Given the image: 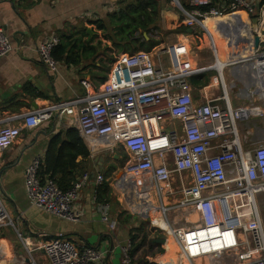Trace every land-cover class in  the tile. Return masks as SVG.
I'll return each instance as SVG.
<instances>
[{
	"label": "built area",
	"instance_id": "built-area-1",
	"mask_svg": "<svg viewBox=\"0 0 264 264\" xmlns=\"http://www.w3.org/2000/svg\"><path fill=\"white\" fill-rule=\"evenodd\" d=\"M178 1L182 7L175 0L173 3L185 25L198 34L207 33L213 53L217 52L216 45L203 26L206 20L236 16L240 8L254 13L248 0H188L190 10ZM158 35L155 30L149 37ZM59 44L60 39L53 37L38 48L42 62L52 71L57 70L53 52ZM235 48L233 42L231 50ZM14 50L0 26V59ZM166 52L170 67L141 50L119 56L109 79L98 89L83 80L86 94L78 110V129L86 138L109 139L111 148L122 146L131 156L127 169L141 175L138 192L154 193L159 203L156 211L168 225V236L172 235L186 264H264V226L258 203L264 193V138L244 143L239 131L240 122L256 118L257 109L259 117L264 115V109L256 105L234 107L225 94L197 102L190 84L197 70L187 67L191 62L189 44L178 43ZM246 61L256 66L264 106V53ZM61 105L58 103L54 110H61ZM49 109L53 110L37 109L26 115L25 127L33 130L50 119L54 110ZM3 122L0 119V151L10 148L21 134V129ZM40 167V158H36L25 171L31 204L54 217L79 222L81 214L75 209V201L89 173L64 191L54 179L42 183ZM144 171L148 172L146 176ZM96 181L101 184L105 178L100 174ZM101 209L102 221L115 230L109 208ZM176 211L190 222L187 226L174 227L171 215ZM7 225L16 229L30 260L28 264H37L33 257L36 251L43 254L46 264L104 262L103 252L92 246L80 247L63 235L32 244L17 229L0 199V227ZM132 244L129 240L122 248L124 263L140 264L132 255Z\"/></svg>",
	"mask_w": 264,
	"mask_h": 264
},
{
	"label": "crops",
	"instance_id": "crops-1",
	"mask_svg": "<svg viewBox=\"0 0 264 264\" xmlns=\"http://www.w3.org/2000/svg\"><path fill=\"white\" fill-rule=\"evenodd\" d=\"M135 1L0 0V26L3 27L15 47L10 55L0 59V119L4 120V124L21 129L17 141L7 150L0 151V199L10 219L13 220L12 216L16 214L17 221L25 229V235L22 234L23 237L27 238L32 244L49 241L63 235L65 238L76 242L80 247L92 246L103 252V264H125L122 248L129 240L132 241L131 236H138L136 241H132L133 246L143 235L138 231L143 222L149 221L154 224L155 221L162 220L159 211H157L159 217L156 218H153L151 213V210L154 207L156 209L159 205L154 193L138 192L142 187L141 175L128 171L127 168L132 159L127 151L122 146L111 148L109 139L86 138L80 133L77 126L78 110L82 103V97L86 94L81 82L86 80L90 83L92 89H98L109 79L116 59L123 54H127L122 52L123 50L119 46H114L111 42L113 40L105 37L107 35L114 39L117 28L115 15L125 6ZM159 1L162 4L160 31H158L159 35L157 37H151L156 45L148 51L146 48L142 50L151 53L156 57V60L170 67V55L166 52L167 49H172L178 43H187L190 46L191 56L194 45L192 41L199 42L200 45H197L196 49L208 48L212 52V56L206 63L202 58H199V62L196 61V63L190 59L194 64L193 68L197 70L196 75L192 77L201 76L202 81L208 79L207 84L203 86H195L190 82L192 95L197 102H202L206 98L221 97L224 94L230 99L232 93L229 91L232 89L242 92V95L240 94L241 98L246 97L250 100L253 96H257V100L261 99L260 79H258L256 66L254 65L253 68L247 66L250 62L246 61L248 51H245L250 43L239 42L236 45V51L233 49L234 51L231 50L230 53L227 52L226 48L225 56L220 48L224 47L218 45L215 40H219L211 34L217 50L216 53H213L211 38L207 33L198 34L195 29L187 27L179 9L173 7L174 3L172 5L169 0ZM184 1L186 5L189 3L188 0ZM248 1L252 3L254 13L264 12L263 0ZM235 18L233 24H235L237 31L241 32L243 24L237 16L231 18V20ZM221 23H223V26ZM99 24H103L107 30L98 28ZM216 26L219 33L226 37L225 40L228 46L232 45L234 37L231 33L227 34L228 25L220 22ZM180 28H183L184 32H179L178 29ZM189 29H193V33H190ZM260 29H264V22L261 24ZM88 30L92 33H88ZM173 33L177 34V39L164 44L162 40L164 35ZM53 37H58L60 43L64 41L70 43L69 49L72 50L76 60L63 59L59 61L56 71L50 70L42 62L38 52L39 46ZM151 38L148 36L146 40L149 41ZM241 39H244V37ZM100 42H102V45L93 56H90L88 52L82 53L83 47L88 48V45L98 47ZM115 42L119 43V41ZM105 47L109 48L106 53H104ZM109 52H112L111 54H114V57L109 55ZM109 58H113L114 61H109ZM217 61L223 64L222 70L216 66ZM187 67L189 66L187 65ZM234 71L239 75V77L235 75L238 80L245 83L246 89L245 87L242 89L236 88L235 82L237 80L233 76ZM228 72L229 76L227 78L226 73ZM229 77H232V79ZM222 83H224V87ZM250 86L255 87V91L245 94ZM254 102L255 100L251 102L250 106L256 105V102L255 104ZM58 103L62 104V108L56 111L54 108L57 107ZM259 103L262 104V107H257L264 109L263 101L260 100ZM48 108L54 110L50 119L33 130L25 127L23 119L26 115L37 109ZM259 115L260 111L256 113L257 117ZM259 118H264V115ZM254 119L253 117L240 122L239 131L246 143L249 142V139L256 137L255 135L260 129ZM175 126L178 127L179 123H175ZM72 129L79 131V137L89 151L90 156L85 158L79 155L76 160H72L71 153L65 151L66 154L62 155L61 159L63 166L57 169L73 172L74 183H77L84 174L89 173L90 175L89 180L78 191V197L75 201V209L81 214V220L77 223L54 217L34 207L25 187V171L31 162L36 158H40L41 166L44 167L52 140L56 136H61L63 141L70 143L68 133ZM119 151H122L124 155H118L117 152ZM103 155H106L105 161L103 167H99L95 159ZM59 156L60 154L56 153L52 160ZM115 166L121 167L126 172V179L129 183L133 180L137 182V187L130 186L128 190L129 207L132 209L135 204L144 205L143 210L140 212L148 213L150 215L148 219L136 215L126 207L122 195L126 188L120 189L117 186L116 179L113 181V177H116ZM100 174L105 178V181L101 184L96 181V176ZM48 179L47 177L46 180ZM60 179L62 180V176L55 177L57 181H60ZM69 179L71 177L67 176L63 181L65 185L64 183L61 184L69 186L67 183ZM133 190L139 193L137 201L132 195ZM262 195L264 193L259 196V200ZM102 206L109 208L110 219L116 223V228L113 231L110 230L106 222L102 221ZM7 207L13 212L8 211ZM178 212L180 211H176L172 215ZM190 219L195 220V217ZM155 228L166 232L163 228L156 226ZM17 229L19 230V228ZM144 231L149 233L147 226ZM150 232L152 233V230ZM3 235L0 234V253L3 254V256L0 255V259H4L1 264L26 263V259L29 258H24L16 253L18 249L14 247L13 238L9 239V237H3ZM168 239L172 246V252L165 257L164 264H184L181 257L177 255L178 250L174 240L170 236H168ZM163 248L166 251L165 247ZM11 252L14 253L8 256ZM133 256L137 260L136 253ZM33 257L37 264H46L41 252H34ZM146 260L149 262L154 261L151 257H146Z\"/></svg>",
	"mask_w": 264,
	"mask_h": 264
},
{
	"label": "trees",
	"instance_id": "trees-1",
	"mask_svg": "<svg viewBox=\"0 0 264 264\" xmlns=\"http://www.w3.org/2000/svg\"><path fill=\"white\" fill-rule=\"evenodd\" d=\"M180 1L187 10H190L189 7L185 4L184 0H180ZM262 5H264V0L262 2ZM161 9H162V4L159 0H136L134 3L128 4L115 15L116 17L115 25L117 28H116L114 39L108 37L107 35L105 38L109 40H113L111 41L113 45L119 46L120 48H122L123 50L122 52L124 53L134 54L138 51H141L143 48H146L148 51L150 48L156 45V42L153 41L151 37H150L151 39L147 41L146 37L143 36V34L147 33V35L149 36L155 30L160 31ZM207 9L208 7H203V10H207ZM236 16L243 24L241 26V32H238L234 26L235 24H233L236 18L231 20V18L236 17ZM236 16H233V17L231 16L228 18L225 17L223 19H216V20L210 19L209 20V24H210L209 30L211 34L213 35V37L215 39H218L219 41H225L226 37H224V35H221L219 33V30L217 29V26H216L217 23L224 22L228 25L227 31L232 34V37H234L232 43L236 42V45H238L239 42H243V40H241L242 37L249 38L252 41L254 38V35L251 32L249 33L251 22L250 20H248L250 17V12L246 11L243 8H240L236 11ZM98 28H100L101 30H107V28L103 24H99ZM178 31L184 32V29L180 28L178 29ZM139 35H141V39L138 38ZM115 41H119V43H116ZM229 44L231 43L229 42ZM101 45H102V42L98 44V47L89 46V45H88V48L83 47L82 53L84 54L88 52L90 53V56H93L94 54H96L97 49L101 47ZM231 46L232 45H230V47L227 48L228 53H230L231 51ZM69 47H70V43L68 42L66 43L64 41L60 43L59 46L56 47V49L53 52L54 59L58 62L62 61L63 59H66V60L71 59L72 61H76L74 59L75 56L72 50L69 49ZM220 48H221L222 54L226 56V47L224 48L220 47ZM108 49H109L108 47H105L104 53H106ZM247 51H248V47L245 52ZM109 61L113 62L114 59L109 58ZM201 79H202L201 76H194L190 78V82L191 84L195 86H199V85L203 86L207 84L208 82L207 78H206V81H202ZM78 133L79 131L76 129H72L69 131L68 135L70 137V141H71L70 143L63 141L61 136H56L52 140V143L48 151L46 164L44 165V167L41 166L39 170V176L42 175V177H40L42 183L46 181L47 177L49 179L55 180L56 176H62V180L60 179L61 182L59 180L58 181L55 180L58 186L64 191H68L73 187L74 173L70 171H66V170H63V171L58 170L57 168H60V166L61 167L63 166V164L61 163L62 155H65L67 151L71 153L72 160H76V158L79 155H82L85 158H88L90 156L89 151L83 144ZM56 153H59L60 156L52 160L53 156ZM67 176L71 177V179L67 181L69 186L68 185L63 186L62 185L63 183L65 185V182L63 181L65 180ZM144 225L145 224L143 222L141 228L138 230L141 233H143V235L141 236V239L133 245L132 255H134L140 249L141 245L145 241L146 234L144 233ZM131 237H132L131 239L133 242L138 239V236L136 235H133ZM168 241L169 239L167 240V243L164 244L166 252L161 256V262L163 264L165 263V257L168 256L172 252V246ZM139 263L140 264H158L155 262H149L147 260L144 261L143 263L141 262Z\"/></svg>",
	"mask_w": 264,
	"mask_h": 264
},
{
	"label": "rangeland",
	"instance_id": "rangeland-1",
	"mask_svg": "<svg viewBox=\"0 0 264 264\" xmlns=\"http://www.w3.org/2000/svg\"><path fill=\"white\" fill-rule=\"evenodd\" d=\"M172 5H173V0H169ZM175 6V4L173 5V7ZM176 7V6H175ZM183 16V15H182ZM254 17H260L261 18V23H260V28H261V24L264 22V16L262 17L261 15V12L260 13H252L250 14V17H249V20L250 22L252 21V19ZM262 30V36H264V29H260ZM177 39V34L173 33V34H170V35H164L163 37V43L166 44L168 43L169 41H175ZM161 40V41H162ZM216 43L218 45H221L223 47L226 46V48H229L230 46H228V44L226 43V40L225 41H217L215 40ZM192 43L194 44L193 45V48H192V52L195 56H197L196 58V61H198L199 58H202L204 60V63H206L208 60H210L209 58H211L212 56V52L208 49V48H203L202 50H198L196 49L197 48V45L199 46L200 43H195L194 41H192ZM209 44V43H208ZM206 45V44H204ZM262 47H264V44L261 45V50L258 52V53H264V49H262ZM114 52V51H113ZM153 52V51H152ZM112 52H109V55L113 56L114 57V54H111ZM127 54H131V53H127ZM108 55V56H109ZM110 57V56H109ZM199 62V61H198ZM228 62H230V60H228ZM189 67L193 68L194 67V64L191 62H188L187 64ZM229 76V72L226 73V77L228 78ZM239 77V76H238ZM232 79V77H229ZM236 88H239V89H242L245 87L246 89V86H245V83H243L241 80H238V78L236 77ZM228 82V81H227ZM252 91H255V87L253 86H250L248 87V90H247V93L245 91V94H248ZM231 94V101H232V104L234 107H239V106H250L251 105V102L253 100H255L256 102V106L258 107H262V104H258V102H260V100H257V96H253L250 100L246 97H240V94L242 95V92H238L236 91V89H232L231 91H229ZM254 102V104H255ZM254 121L256 122V125H258V127H260V129H258V133L256 136V139H263L264 138V118H259V117H256L254 119ZM246 123V122H245ZM244 123V124H245ZM243 124V125H244ZM118 155L120 156H123V152L122 151H119L117 152ZM125 157V156H124ZM116 167V174L119 172V171H122L123 169L121 167ZM117 168H120L117 170ZM114 176V175H113ZM115 180V176L113 177V181ZM118 186V185H117ZM119 187V186H118ZM122 189V188H120ZM122 193V192H121ZM123 195V198H124V201H125V204H126V207L128 208L129 211L131 212H134L130 207H129V203H128V199H126L125 197V194L122 193ZM121 197V195H119ZM153 196V195H152ZM122 198V197H121ZM259 210H260V214H261V218H262V222H263V226H264V195H262L260 197V200H259ZM8 211L10 212H13L9 207H7ZM151 213L153 215V218H156V217H159V215H157V211L155 209V207L151 210ZM182 213L178 212L174 215H172L171 217V220L175 223L174 227L175 228H178V227H182V226H187L188 223L183 220V214L181 216ZM15 216H12L13 218V222L15 223L16 227L19 228V230L22 232L23 235H25L24 231V227L21 223H19L17 221V218H16V214H14ZM194 220V219H192ZM162 221V220H160ZM160 221H155V223H158ZM144 228H146L147 226V231H149V233L145 232L144 233L146 234V237H145V241L143 242V244L141 245L140 249L136 252V258H137V261L138 262H141L143 263L144 261H146V257H151L153 258V260L156 262V263H160L161 262V256L166 252L164 250V245H160V244H157L155 242H153L155 239H158V238H168V234L166 232H164L163 230H157L154 226V224L151 222H144ZM152 230V233L150 232ZM0 234L1 236L3 235V237H9L10 238H13V241H14V247L17 248L18 250L16 251V253L21 256H23L24 258H27V255L25 253V251L23 250V246H22V243L17 235V231L16 229L12 226V225H7V226H1L0 227ZM164 250V252H162ZM14 252H11L8 254V256H11V254H13ZM1 256H3L2 252L0 253ZM177 255L180 256L177 252ZM0 264L2 262H4V259H0ZM181 260V259H180ZM153 261V262H154Z\"/></svg>",
	"mask_w": 264,
	"mask_h": 264
},
{
	"label": "water",
	"instance_id": "water-1",
	"mask_svg": "<svg viewBox=\"0 0 264 264\" xmlns=\"http://www.w3.org/2000/svg\"><path fill=\"white\" fill-rule=\"evenodd\" d=\"M175 2L178 4V6L179 7H182L181 5H180V2L178 1V0H175ZM260 23H261V18L260 17H254L253 19H252V21H251V27H250V29H249V33L251 32L253 35H254V38H253V40L251 41L249 38H244V39H241V40H243L245 43H250V45H249V47H248V56H250V57H252V55L254 56V55H256V54H258V52L260 51V49H261V45L263 44V39H262V34L260 35L259 34V29H260ZM221 25L223 26V23H221ZM189 32L190 33H193V29H189ZM88 33H92L90 30H88ZM227 34H229V32L227 31ZM144 35H145V37L146 38H148V35H147V33H144ZM235 45H236V42H235ZM190 59L192 60V61H194L195 63H196V56L192 53L191 54V56H190ZM245 65H247V64H245ZM247 66H250L251 68H253V66H254V64L253 63H249ZM238 77L239 75L237 74V73H235V71L233 72V76L235 77V79H236V76ZM53 110L52 109H49V112H52ZM244 143H246L245 142V140H244ZM105 157H106V155H103V156H100V157H96V159H95V161H96V163H97V165L99 166V167H103V164H104V161H105ZM98 172L100 171V170H97ZM144 176H146L147 174H148V172L147 171H144L143 173H142ZM125 176H126V172L124 171V170H122V171H119L117 174H116V177H115V179H116V181H117V185L120 187V188H123L122 186H125L126 185V183H125ZM137 182L135 181V180H133L130 184V186L131 187H135V186H137V184H136ZM125 192V191H124ZM125 194L127 195V196H125L126 197V199L127 198H129L130 199V197H129V195L125 192ZM128 199V200H129ZM134 213L136 214V215H140L141 217H143V218H146V219H148V217L150 216L148 213H146V212H140V211H137V212H135L134 211ZM154 225L156 226V227H160V228H163V229H165L166 230V232L169 234L170 233V229H169V227H168V225L165 223V222H162V221H160V222H158V223H154ZM166 238H158V239H155L153 242H155V243H157V244H160V245H164L165 243H166ZM26 263L28 264V263H30V260L29 259H26Z\"/></svg>",
	"mask_w": 264,
	"mask_h": 264
},
{
	"label": "bare ground",
	"instance_id": "bare-ground-1",
	"mask_svg": "<svg viewBox=\"0 0 264 264\" xmlns=\"http://www.w3.org/2000/svg\"><path fill=\"white\" fill-rule=\"evenodd\" d=\"M223 19V18H222ZM203 26H205L207 29H208V31H209V26H210V24H209V20H206L204 23H203ZM210 33V32H209ZM259 34L261 35V30L259 29ZM210 35H211V33H210ZM213 38V37H212ZM250 56H248V53H247V58H249ZM252 57H253V55H252ZM246 58V59H247ZM217 63V67H218V69H221L222 70V67H223V64L221 63V62H219V61H217L216 62ZM256 113H259V110H257L256 111ZM125 183H126V185L125 186H122L123 188H126V189H124L125 190V192L128 194V190L130 189V183L127 181V179H126V176H125ZM124 192V193H125ZM132 195H133V197L135 198V200L137 201L138 199H139V193L136 191V190H133V192H132ZM127 196V195H126ZM144 207V205H141V204H135L134 205V207L132 208V210L133 211H135V212H137V211H141V210H143L142 208ZM193 218V217H192ZM170 237L172 238V235H170ZM173 239V238H172ZM166 243H167V241H166ZM182 259V258H181ZM183 261V263L184 264H186L185 262H184V260H182ZM5 264H7V263H5Z\"/></svg>",
	"mask_w": 264,
	"mask_h": 264
},
{
	"label": "flooded vegetation",
	"instance_id": "flooded-vegetation-1",
	"mask_svg": "<svg viewBox=\"0 0 264 264\" xmlns=\"http://www.w3.org/2000/svg\"><path fill=\"white\" fill-rule=\"evenodd\" d=\"M254 138V140L256 139V137H253Z\"/></svg>",
	"mask_w": 264,
	"mask_h": 264
}]
</instances>
